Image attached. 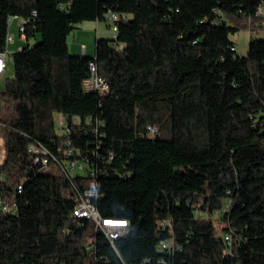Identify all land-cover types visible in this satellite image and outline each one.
Here are the masks:
<instances>
[{"label": "trees", "instance_id": "trees-1", "mask_svg": "<svg viewBox=\"0 0 264 264\" xmlns=\"http://www.w3.org/2000/svg\"><path fill=\"white\" fill-rule=\"evenodd\" d=\"M260 2L0 0V51L9 16L30 19L25 47L13 53L14 74L0 89V190L17 207L0 211V264H264ZM110 10L120 14L123 47L111 34L96 39L94 57L73 55L68 36L76 24L106 20ZM243 28L251 40L241 56L231 34ZM92 61L110 83L106 96L83 88ZM58 112L67 116L72 146L97 171L100 213L129 221L114 244L93 220L73 216L74 185L83 190L90 181L40 169L32 158L34 142L56 154L66 146ZM216 212H224L223 231L233 230L231 247Z\"/></svg>", "mask_w": 264, "mask_h": 264}, {"label": "built area", "instance_id": "built-area-1", "mask_svg": "<svg viewBox=\"0 0 264 264\" xmlns=\"http://www.w3.org/2000/svg\"><path fill=\"white\" fill-rule=\"evenodd\" d=\"M37 15V10L32 11V16ZM257 15L264 17V0H261L257 7ZM106 20L109 22V29L112 34V45L117 48H122L123 43L118 40L119 37V19L120 14L117 11L110 10L106 13ZM17 20V25L20 31L22 39L26 41L27 36L25 33L26 23L30 21L29 18L24 16L13 14L8 18V33L6 36V48L0 51V75L9 69V64L7 63L8 47L14 42L16 36L11 32V25ZM264 26V21H263ZM259 36L264 38V30L259 33ZM25 46H20L19 50L24 49ZM237 47V45H236ZM236 47H233L236 49ZM83 54L86 52L85 44L82 45ZM83 88L86 92L98 93L100 96H106L110 92V83L108 80L101 76L98 72V65L95 61L90 63V74L83 80ZM59 118V125L61 126L63 132L60 134H65L67 139L65 140L66 146H60L58 148L59 154H56L50 147L45 145L43 142H34L30 146L31 153L33 155V160L35 164H39L40 169L49 170L54 164L64 172L68 177H72L76 174H81L84 176V180H89L91 185L81 190L79 187L74 185L76 206L73 211V216L78 218H87L93 220L96 224L98 230L103 231L107 238L112 244L118 239L129 225L127 219L118 218H106L102 216L93 198L98 195L97 187H99V181L97 178V171L90 164L88 158H83V153L81 149L72 146V141L69 138L71 133L70 125L67 116L63 113L58 112L56 114ZM90 120V119H89ZM78 123L81 122L80 118H75ZM149 133L155 135L158 131V127L155 124H150L148 126ZM110 158L113 157V152L109 151ZM86 167L89 168V173H78L79 169L84 170ZM23 183L18 185V191L22 192ZM226 211L229 209V205L224 208ZM0 211L12 212L17 211L16 205H11L9 200L4 196L3 192L0 190ZM165 224V222H163ZM227 245L231 247L234 241V234L232 229L224 230L222 234ZM173 242L171 240L162 241L161 245L163 248H170ZM231 256L236 258L238 255L234 251H230ZM157 264H170L165 258H162Z\"/></svg>", "mask_w": 264, "mask_h": 264}, {"label": "rangeland", "instance_id": "rangeland-1", "mask_svg": "<svg viewBox=\"0 0 264 264\" xmlns=\"http://www.w3.org/2000/svg\"><path fill=\"white\" fill-rule=\"evenodd\" d=\"M108 30L107 35L109 38H111V31ZM11 32H13L16 36L14 42H12L9 47H8V55H7V63L9 64V67L11 68V71L7 72V74L3 75L2 83L4 80L9 77V74L14 73V61H13V53L15 51L19 50L20 46H25L26 41L22 39L20 35V31L18 26L16 25V22H13L11 25ZM76 33H80V38L81 41L79 44L81 45L82 43H88L89 48L86 52V55L89 57H94L96 54V35H97V28H96V22L94 20H85L83 22H80V24H77L76 27L72 30L70 33V40L75 41V36ZM254 36H257L255 34ZM41 37L38 35L36 38L32 37L29 40L30 46L34 45L38 40H40ZM231 39L236 43L237 47V53L241 56L246 55L249 50V44L251 40V34L250 31L247 28H243L237 33L231 34ZM83 49V48H82ZM82 49L80 48L79 53H74L70 50V52L73 55H82ZM9 70V69H8ZM9 73V74H8ZM57 114V113H56ZM55 123H56V131L57 133H62L63 130L61 126L59 125V118L57 115H55ZM6 157V145H5V138L3 135L0 133V164L3 163L4 159ZM57 166L54 164L51 168H49V171H57ZM78 173H89V168L86 167L84 170L79 169ZM223 214L224 212H216L212 217L214 218L219 234H223V227L225 225L224 220H223ZM205 216H208L207 214L204 213Z\"/></svg>", "mask_w": 264, "mask_h": 264}, {"label": "crops", "instance_id": "crops-1", "mask_svg": "<svg viewBox=\"0 0 264 264\" xmlns=\"http://www.w3.org/2000/svg\"><path fill=\"white\" fill-rule=\"evenodd\" d=\"M14 22H16L17 25V20H15ZM96 28H97V35H96V39L98 37H104V38H109L107 35L108 30L106 28H108V23L105 19L103 20H96ZM80 24V23H78ZM77 25V24H76ZM18 26V25H17ZM76 27V26H75ZM74 27V28H75ZM81 41L80 38V33H76L75 36V41L70 40V35L68 36V42H69V47L70 50L74 53H79L80 52V48L82 49V45L85 44L86 46V52L89 48V44L88 43H82L81 45L79 44V42ZM85 52V53H86ZM81 54H83V49ZM11 71V68L9 67V70L5 71L3 74L0 75V89L3 87L4 82L2 83V79H3V75L7 74V72ZM9 74V73H8ZM14 73L9 74V76H13ZM2 77V79H1Z\"/></svg>", "mask_w": 264, "mask_h": 264}]
</instances>
